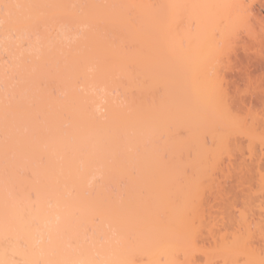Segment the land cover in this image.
<instances>
[{"label": "bare ground", "instance_id": "obj_1", "mask_svg": "<svg viewBox=\"0 0 264 264\" xmlns=\"http://www.w3.org/2000/svg\"><path fill=\"white\" fill-rule=\"evenodd\" d=\"M262 9L264 0H0L6 29L52 28L50 41L18 49L17 82L0 75V264H140L138 253L144 264H158L161 253L169 263L183 235L134 227L127 206L164 199L181 212L182 201L228 199L215 172L234 168L237 138L258 159L259 117L230 103L245 98L233 88L256 70L264 83ZM118 80L124 102L98 97ZM257 93L249 96L263 99ZM260 179L243 199L264 198ZM259 200L248 210L264 211ZM99 206L110 212L98 213L107 218L100 227ZM90 216L110 232L96 261L80 254L77 237L79 262L66 233L83 231Z\"/></svg>", "mask_w": 264, "mask_h": 264}, {"label": "rangeland", "instance_id": "obj_2", "mask_svg": "<svg viewBox=\"0 0 264 264\" xmlns=\"http://www.w3.org/2000/svg\"><path fill=\"white\" fill-rule=\"evenodd\" d=\"M3 9L4 7L1 9L2 14L5 11V10L3 11ZM261 13L264 15V9L261 10ZM78 28H80V26H76V29ZM51 31H52L51 22L48 21L46 23L43 22L41 25H38V27L36 28H32V29L26 28L25 30H23L22 33L20 32L21 33L20 34L12 28L6 29L4 27L3 16L0 17V33H2L1 34L2 36L0 35V75L2 74V76L3 75L11 76L12 81L17 82L18 76L16 75H17L18 69L16 68H19L20 70L21 68L19 66L22 63L20 62L22 61V59H20L21 57L19 56L20 54H17V52H19L20 50V52L23 51V52L29 53L30 51L34 50L33 46H35V43L37 41H40L42 37H45L47 41H50ZM10 41L12 43L14 42L13 45H11V47L13 46V50L15 51H13L12 48L8 45L10 44ZM15 46L17 47L16 49H15ZM251 76H253L251 81L241 82L238 84L237 88H233L235 91H237V93L239 92V95L240 94L244 95L245 98L243 99L242 97V100L240 99L239 101L233 100V102L230 103V107L233 112L243 117L246 113L248 114V112L252 115L256 114L259 117L258 122L261 123V126H260L261 129L258 132V136L264 137V97L263 99H260V100L258 99L255 100L254 97L253 98L250 97L251 94H259L257 92L259 91L261 92L264 90V83L262 82V80H260L263 77V75H261L259 71L256 70ZM1 84L2 86L0 87H2V90H3V81L2 83H0V85ZM122 84H123L122 81L118 80L114 83V85L110 86L108 89L97 88L95 92L100 99H104L105 96H108L112 98L114 101L124 102L128 96V93L124 91ZM98 109L99 111H102V109L100 108V105ZM237 139H238L237 140L238 147L235 148L233 155H232L233 156L232 166L234 165L233 166L234 168L231 169L229 166L230 169L227 167L228 170L227 171L224 170L223 173H221V171L219 170L215 172L217 176L223 174L222 176H218L219 179L221 180L220 185L222 184L221 185L222 188L219 186L217 187L219 188V191L221 192V194L223 193L222 195L227 193V195L229 196L228 199H226L227 197L226 198L225 197L224 198H213V196H211V197H204V199L202 198V200H198V201L196 199L188 200L187 202L188 204L191 205L192 208L188 207L184 203L185 201L184 202L182 201V205L187 210H184L181 212L176 211V209L175 211L171 209H165L164 208L165 206L163 204L164 202H167V200H164V199H154V198L149 199L148 198L149 206H147V208L145 207V205H142L141 203H139L140 199H138V201L133 200L138 206L139 210H136L137 209L136 205L134 207L132 205L127 206L126 210L129 209L131 212L129 211V213L126 214V216L130 218L131 224L134 225V227L143 228V230L149 229L148 232H150L151 230H152L151 232H153L155 230L154 228H156L154 233H156L157 230L162 229L161 230L162 233L160 232L161 234L168 235V236L169 234H171V236H173L172 233H174L176 236L183 235V237L186 239L185 240L183 238L184 243H186V245L183 244L184 248L183 247H180V248L173 247L169 249V254H168L169 263H166L167 259H164V257L166 258V256H163L162 255L163 253L157 256V254H159L160 252L159 253L154 252L156 253V256L158 257V260L160 261L158 262V264H161V263L163 264H189V262L190 264H194V263L195 264H264V211L263 210H262L263 212L261 210L258 211L259 209L258 207H257L258 209L256 208V210H248L249 207L251 208L254 207V204H256L260 198L263 199V200L262 199L260 200L264 203V198L256 197V199H254V197L252 196L253 198L251 197L250 198L251 200L248 199V201H246L245 197L243 199V197L241 196V192H242L241 190H247L244 188L248 185V183H251V184L253 183V185L251 186L254 189V184L256 182L255 179H259V178L262 179L263 177L262 180H264V167H263L264 164H261L262 162H264V145H261V147H259L258 143L260 142H257L256 144L257 146H255L256 150H254V153H255L254 155H256V153L259 152L257 153L258 159L254 158L257 160L253 161L254 159H252V156L250 157L249 154L247 153L246 142L244 141V139L241 137ZM226 161L227 160H225V162ZM256 161L261 162L259 164L261 166H259L257 163V167L259 166L258 169L255 168L256 166H254L252 171H251L252 166L247 168L250 170L252 174V175L250 174L252 177H249L251 178L249 179L248 173H246L247 169H245V165L247 164L245 163H248L249 164L248 166H250L251 163L254 165ZM240 168H243L242 170L244 171L241 170L242 171L241 172ZM216 179L218 180L217 177L215 178V180ZM260 180H258V182ZM260 184H261V181H260ZM141 200L143 201L145 199H141ZM168 201L170 203V200ZM176 201H174L175 204L177 203ZM129 202H132V200L131 201L129 200ZM143 202L144 204H147L146 200ZM174 202L173 204L171 203V206L174 205ZM138 204H141L143 207H145L144 211L141 212L143 208L140 210V206ZM165 205H168V203L167 204L165 203ZM176 206H174V208ZM131 207L132 208L136 207L135 211H133L134 213L132 212L133 209ZM234 207L236 211L232 210ZM103 208L105 209V207L103 206H101V209H100V206H99L96 208L97 210H94L93 212V216L94 214L96 215L94 216V219H95L94 224L95 225L98 224V227L104 225V224L99 225V222L101 220H102L101 222H105L107 220V218L105 219L106 215L101 216V218L103 217V219L97 216L98 213L102 214V212L104 213L107 211L106 209L103 211ZM236 208H240L239 212H237L238 210ZM243 208H247L245 209L247 210L245 211V213L243 212L244 210ZM137 211L138 212L140 211V213L137 214L138 213ZM107 212H108L107 214L110 213L109 211ZM111 214H112L111 216L115 217V213H113V211ZM129 214L131 215V217L129 216ZM93 216H90V218H88V222H87L88 225H89V222L91 221V225H89L90 227L86 224L84 225V227H82L84 230L83 229H82L83 231L80 230L81 232L77 231L78 232L77 233L75 231L73 232L68 231L69 233L68 232L66 233V235L71 234L70 237H72L70 238V240L66 241V243L70 242L69 243L70 247L71 245L73 246L74 244L73 249L74 248L77 249V252H78V250H80L79 245L81 244L82 250L79 251L80 254L81 252H84V251L88 252L89 250V253L92 256V258L94 257L95 251H96V255L98 254L97 253L98 251L96 250L98 249V247H96L98 246L97 243L105 242L106 240H104L105 239L104 235H106L105 233L110 232L109 231L110 225H108L109 223H105L106 225L105 232H104L105 226L102 228L103 231L99 230V228L97 230L96 229L97 226L93 225L94 220L91 218ZM107 217H108V221L111 220L110 219L111 217L109 215H107ZM133 217H134V220H133ZM92 225L93 227H95V229L91 228ZM160 225L162 227H160ZM164 227H165V231H164L165 233L163 232ZM167 230H170V231H167ZM146 231L147 230H144V232ZM168 232H172V233L166 234ZM73 235H75V239L73 238ZM81 236H82V239L80 238ZM103 236H104V239H103ZM77 237L82 240V241L79 240L78 248L75 245L77 243L76 242ZM71 239L73 243L71 242ZM79 252L75 254L77 257V260L80 258L79 256H81ZM83 254L85 255V253H82V258H85ZM140 254L138 253V256H135L137 257L136 262L140 264L146 263L148 260L147 257L145 256V254H142V253ZM86 255H88V253ZM96 255H95V258H96ZM225 257H227L228 261L224 260ZM95 258H93V260ZM82 261H84V259H82Z\"/></svg>", "mask_w": 264, "mask_h": 264}]
</instances>
